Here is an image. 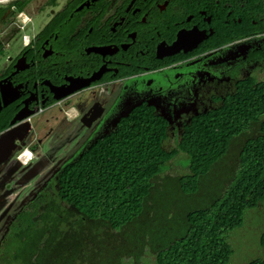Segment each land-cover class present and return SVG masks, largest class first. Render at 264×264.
<instances>
[{
    "label": "flooded vegetation",
    "instance_id": "obj_1",
    "mask_svg": "<svg viewBox=\"0 0 264 264\" xmlns=\"http://www.w3.org/2000/svg\"><path fill=\"white\" fill-rule=\"evenodd\" d=\"M251 82H264V0L0 1V264L51 202L73 210L61 166L143 113L168 150Z\"/></svg>",
    "mask_w": 264,
    "mask_h": 264
},
{
    "label": "trees",
    "instance_id": "obj_2",
    "mask_svg": "<svg viewBox=\"0 0 264 264\" xmlns=\"http://www.w3.org/2000/svg\"><path fill=\"white\" fill-rule=\"evenodd\" d=\"M149 116H135V130L100 140L66 164L56 181L57 197L84 219L118 231L141 213L153 179L167 162L184 155L186 171L176 182L183 194H193L231 140L252 126L254 132L237 147L236 169L222 191L178 218L180 234L153 249L154 264H228L232 249L226 234L241 226L246 210L260 205L264 213V82L247 84L218 109L194 120L168 150L161 145L163 131L142 130ZM258 245L262 256L245 264H264V229ZM24 246L25 241L15 243L6 258L21 261Z\"/></svg>",
    "mask_w": 264,
    "mask_h": 264
},
{
    "label": "rangeland",
    "instance_id": "obj_3",
    "mask_svg": "<svg viewBox=\"0 0 264 264\" xmlns=\"http://www.w3.org/2000/svg\"><path fill=\"white\" fill-rule=\"evenodd\" d=\"M241 138L230 144L227 155L201 178L199 190L192 195L181 194L176 182V177L186 171L182 167L184 155L178 154L167 162L162 177L156 178L150 190L146 203L150 210L136 225L133 221L114 231L101 221L81 220L73 210L64 209L63 203L58 205L57 200L51 202L43 211L37 229L28 238L25 236L22 260L3 255L2 259H6L1 264L28 261L32 264H154L153 249L173 234H180V213L208 204L229 181L236 169V150ZM263 229L261 206L246 210L241 226L226 234L232 249L228 264H245L262 256L258 235Z\"/></svg>",
    "mask_w": 264,
    "mask_h": 264
},
{
    "label": "crops",
    "instance_id": "obj_4",
    "mask_svg": "<svg viewBox=\"0 0 264 264\" xmlns=\"http://www.w3.org/2000/svg\"><path fill=\"white\" fill-rule=\"evenodd\" d=\"M163 173H161V174H159L158 176H160V175H162ZM157 176V177H158ZM157 177H155L154 179H153V183L155 182V180H156V178ZM166 177V176H165ZM202 179H200V181H201ZM200 181H199V185H200ZM153 183H152V187H153ZM151 187V188H152ZM151 190V189H150ZM199 190V189H198ZM197 190V191H198ZM180 191V190H179ZM196 191V192H197ZM195 192V193H196ZM180 193L181 194H183L181 191H180ZM194 194V193H193ZM184 195H192V194H184ZM150 196H151V191H149V193H148V196L145 198V200H144V202H143V206H142V210H141V213L135 218V225L137 224V222H139V221H142V219L143 218H145L146 216H147V214H148V212H149V210H150V206H148L147 207V205H146V203H147V200H148V198H150ZM190 209H192V208H190ZM189 209H187V210H184L183 212H181L180 213V216H179V218L182 216V215H184L187 211H188ZM132 223V222H131ZM126 226V225H125ZM176 234H178V233H176ZM176 234H173L174 236L176 235ZM172 235V236H173ZM172 236H171V238L170 239H172ZM170 239H167L166 241H169ZM166 241H164L163 243H165ZM163 243H161V244H163ZM152 259H153V251H152Z\"/></svg>",
    "mask_w": 264,
    "mask_h": 264
},
{
    "label": "built area",
    "instance_id": "obj_5",
    "mask_svg": "<svg viewBox=\"0 0 264 264\" xmlns=\"http://www.w3.org/2000/svg\"><path fill=\"white\" fill-rule=\"evenodd\" d=\"M19 40L20 42H22L23 44L27 43L28 41V34L27 33H24L22 32L19 36ZM17 156L19 158V160L21 161L22 164H24L25 162H27L31 155L29 153V151L24 147L22 148L18 153H17Z\"/></svg>",
    "mask_w": 264,
    "mask_h": 264
},
{
    "label": "water",
    "instance_id": "obj_6",
    "mask_svg": "<svg viewBox=\"0 0 264 264\" xmlns=\"http://www.w3.org/2000/svg\"><path fill=\"white\" fill-rule=\"evenodd\" d=\"M181 40H182V39H181V36H179L178 40H177L176 42H174V43L171 45V47L175 48V47H177L178 45H182V41H181ZM147 103H148V104H152V105H154V102L151 101V100H148ZM66 164H71V162H68V163H66ZM66 164H65V165H66ZM65 165H64V166H65ZM64 166H61V167L59 168V170H61ZM59 170H58V171H59Z\"/></svg>",
    "mask_w": 264,
    "mask_h": 264
},
{
    "label": "bare ground",
    "instance_id": "obj_7",
    "mask_svg": "<svg viewBox=\"0 0 264 264\" xmlns=\"http://www.w3.org/2000/svg\"><path fill=\"white\" fill-rule=\"evenodd\" d=\"M0 1H3V0H0Z\"/></svg>",
    "mask_w": 264,
    "mask_h": 264
}]
</instances>
